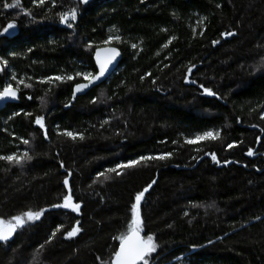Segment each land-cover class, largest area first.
<instances>
[{"label": "trees", "instance_id": "1", "mask_svg": "<svg viewBox=\"0 0 264 264\" xmlns=\"http://www.w3.org/2000/svg\"><path fill=\"white\" fill-rule=\"evenodd\" d=\"M70 8L72 27L57 16ZM9 21L16 31L0 35V89L10 83L21 96L0 110V156L31 159H0V217L47 211L0 242V264H110L148 184L142 233L158 246L149 264H264V0H0V30ZM117 35L107 45L122 51L118 68L73 96L86 81L76 73L95 74L97 48ZM217 129L216 140L185 142ZM165 152L119 176L106 171ZM69 172L79 213L50 207L62 203Z\"/></svg>", "mask_w": 264, "mask_h": 264}, {"label": "snow or ice", "instance_id": "2", "mask_svg": "<svg viewBox=\"0 0 264 264\" xmlns=\"http://www.w3.org/2000/svg\"><path fill=\"white\" fill-rule=\"evenodd\" d=\"M81 3H87L88 0H80ZM33 4H38L40 6H43L45 4V0H32ZM51 3L54 5L56 3V0H51ZM14 5H10L5 3L3 5L4 8H10ZM18 6V5H17ZM219 7V5H218ZM58 19L60 23H68L69 27H72V24L69 21H75L78 16V10L76 8H70L67 11L61 12L57 14ZM115 27V26H113ZM14 28V22L9 21L8 24L0 30V35H6L11 29ZM195 32V29L193 30ZM233 33L226 32L222 33V36H230ZM121 38L120 36H109L103 43L105 45L109 44L111 41L116 40L119 41ZM174 39V37L169 38V42ZM213 44H216L217 41H213ZM137 45L133 44L132 47L135 48ZM167 47V43L163 46ZM31 51V49H29ZM103 52L106 54L104 58H101V49L97 48L96 51V62L99 66V71L95 74L90 72L85 73H76V76H83V78L87 81V83H78L75 85L73 96H75L76 92L87 88L90 84L93 83V81L98 80L101 76L104 75L105 70L107 69L108 65L112 62L113 59H115L117 53V50L115 48H104ZM11 55L15 56L16 53H11ZM0 64H7V61L3 58H0ZM195 67V65H192L188 68V72L191 73L192 69ZM146 75H148L146 73ZM15 74L12 76V80H16ZM46 80H52L53 77H45ZM55 80H63L65 77L56 76L54 78ZM66 79H73L71 75L67 76ZM143 79V77H141ZM186 81L189 80V77L186 75L184 77ZM192 83H195V81H192ZM18 84H24L23 80H19ZM25 87H31L30 84H24ZM203 89L204 93H207L209 95H216L214 92H212L211 89L204 87L203 85L200 86ZM17 91L18 88L13 87L12 84L8 83L5 84L2 89H0V99L3 98H16L17 97ZM30 99V97H29ZM41 102H43V99L41 98ZM13 115H18V113H14ZM26 115H30L26 113ZM261 118L264 119V110L260 113ZM35 123L40 126L41 129H44V123H43V117L37 116L35 118ZM62 135L69 137L73 140H75L78 136L80 139H83V135L81 133L73 132L64 130ZM221 133L220 130H207L203 133H197L195 138H185V142L188 144H194L198 141L203 140H216L220 137ZM45 138H47V131L44 132ZM24 144H28V140L23 141ZM173 143H176V141H173ZM228 148L233 147V143H229L227 145ZM247 154L249 156L253 155V150L251 148L248 149ZM172 153L165 152L158 155H148V156H139L135 160H128L127 163H120L117 164L114 168H109L106 171L108 173H115L117 176L121 174L123 169L125 168H131L135 165L140 164L141 162H146L150 160H164L167 157H170ZM211 158L214 162L220 163V161L217 159L215 153H210ZM0 159L7 160L13 163H21L23 160L27 159L30 160L31 156L28 154L27 151H25L22 155H17L15 153H12L10 155L6 156H0ZM225 164L229 163V161L225 160ZM60 167H64L63 162H61ZM71 173L69 172L68 175H66L63 179V185L66 189H68L67 193L63 195L62 197V203L60 204H54L51 205V208H63V209H70L73 212L79 213L81 208V203L75 202L73 199L71 188L69 187V176ZM103 176L105 179L108 177L105 175V173H97V177ZM155 183V181H153ZM152 187V184H148L143 190L138 191L135 193L134 202L131 204V219L127 224V231L123 232L119 235V237H115L114 239H118L119 246L115 248V250L111 254V262L110 264H149V261L147 257L154 253L157 250V244L154 239V234L148 233L147 235H142L143 232V220L140 214V203L142 198L144 197L145 193ZM47 209L41 208L38 211H33L31 209L23 211L17 215L11 216L8 220H5L4 218H0V242H7L9 239L13 236V234L21 227H23L27 222L35 221L41 217V215L46 212ZM79 221L76 222V225H74L70 231H67L65 235L67 237H73L75 236L79 231L80 228L78 227ZM62 225H58L57 228L53 231L52 236L56 234V232L60 231L62 228ZM52 237H49V240ZM43 247V245H41ZM195 247V246H194ZM105 264H108V262H105Z\"/></svg>", "mask_w": 264, "mask_h": 264}, {"label": "water", "instance_id": "3", "mask_svg": "<svg viewBox=\"0 0 264 264\" xmlns=\"http://www.w3.org/2000/svg\"><path fill=\"white\" fill-rule=\"evenodd\" d=\"M104 48H115L117 50V55L115 57V59L112 60V62L108 65L107 69L105 70V73L103 76H101L98 80L96 81H93L92 84H90L87 88H84L80 91H78L77 93H83L85 92L86 90L98 85V84H101L103 83L105 80H107L112 74L113 72L118 68L121 60H122V51L116 47V46H113V45H104L102 47H99V49H101V58L103 59L104 56L106 55L104 52H103V49ZM97 51V50H96ZM94 63H95V66H96V69L98 72L99 71V66L97 65V62H96V52L94 54ZM82 83H87V81H84ZM20 96H21V93H20V90L18 89L17 91V97L16 98H3V99H0V110L2 108H4L7 104L9 103H18L20 101ZM143 235V233H141Z\"/></svg>", "mask_w": 264, "mask_h": 264}, {"label": "rangeland", "instance_id": "4", "mask_svg": "<svg viewBox=\"0 0 264 264\" xmlns=\"http://www.w3.org/2000/svg\"><path fill=\"white\" fill-rule=\"evenodd\" d=\"M16 31V27L14 26V28L13 29H11L7 34H13L14 32ZM82 71V73H85V72H90L91 73V71H89L88 69H83V70H81ZM42 216V215H41ZM1 218V217H0ZM5 220H8V219H5ZM15 234V233H14ZM14 234H13V236L10 238V239H12L13 237H14ZM9 239V240H10Z\"/></svg>", "mask_w": 264, "mask_h": 264}]
</instances>
